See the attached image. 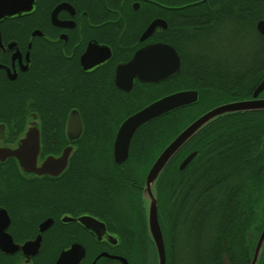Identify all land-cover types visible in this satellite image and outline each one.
<instances>
[{"label": "flooded vegetation", "instance_id": "flooded-vegetation-1", "mask_svg": "<svg viewBox=\"0 0 264 264\" xmlns=\"http://www.w3.org/2000/svg\"><path fill=\"white\" fill-rule=\"evenodd\" d=\"M215 1V13L235 19L199 44L201 52L190 44V8L207 0H28L20 13L0 18V264H159L142 202L153 162L203 113L254 99L264 81L263 75L254 85L255 65L264 72L258 29L264 13L254 22L250 0L246 22L245 14L223 11L222 0ZM168 47L181 67L159 80V62L174 61ZM244 62L246 74L239 72ZM197 63H231L235 71L209 76ZM181 78L197 85L178 88ZM181 90L198 91L196 103L181 107H197L195 115L176 134L172 122L164 123L175 110L143 124L126 159L117 162L122 123ZM257 98L264 99V89ZM220 118L190 138L162 173L168 172L167 201L161 206L158 200L165 264L252 262L261 231L255 242L251 179L248 208L239 207V220L252 219L245 238L224 239L217 210L207 216L201 165L221 155L223 140L203 136ZM252 169L238 164L233 175L246 174L249 182ZM143 175V184L127 179Z\"/></svg>", "mask_w": 264, "mask_h": 264}, {"label": "trees", "instance_id": "trees-1", "mask_svg": "<svg viewBox=\"0 0 264 264\" xmlns=\"http://www.w3.org/2000/svg\"><path fill=\"white\" fill-rule=\"evenodd\" d=\"M249 2L250 0H222V9L223 11L237 10L239 15L245 14L243 19L248 22L246 12ZM206 3L207 5H201L200 3L192 4L190 8V44H195L194 46L198 51L201 50L199 44H208L206 39H209L210 34L215 35L220 25L223 27L224 25L230 26L235 19L231 14L225 15L221 13L219 15L217 12L215 13L214 11L217 7L215 0H207ZM259 3H262L263 6L264 0H255L256 7L252 16L254 22L261 18V15L264 13V9L262 6L258 5ZM203 10H207L208 12L203 13ZM240 17L241 16H239V18ZM185 65L186 64H184V67ZM261 66V64L255 65L254 85H257L264 75ZM194 67H197V70L200 69L206 72L209 76L219 75L218 73L231 75L235 71V66L231 63H224L221 65L217 63H209L206 65L197 63ZM258 68H260V70H258ZM239 72H243L244 74L248 73V65L246 62L239 65ZM196 80H188L185 82L181 78L177 80L178 82L176 81V86L179 85L178 88L186 87L189 84L196 86ZM184 113H188L186 108L176 109L171 116H168L170 119H164L166 120L164 121L165 126L170 122L174 123V133L176 134L180 128L185 125V123L180 125L178 124L179 121L176 122L179 117H182L181 114ZM190 119L191 118L187 121ZM215 123L211 131H208L207 134L203 136L207 138L221 137L223 140L221 155L216 156L213 154L214 156H212V158L203 161L205 163L203 167L201 165L200 177L204 180L208 188L206 191L207 216L217 210V217L222 220L220 234L224 239H233L235 236L239 239L245 238L244 236L250 230L251 224L249 222L253 219L254 241L256 242L264 223V214L260 213V208L264 207V205H260L262 203L261 201L264 199V111L256 112L251 115L222 116V118L218 119ZM236 138H241L245 141L240 143L241 141L236 140ZM247 142L252 143L249 144V149L246 148ZM226 146H228L227 149H225ZM238 146L243 148L242 152L237 150ZM197 161L194 160L192 164ZM151 163L150 161L149 164ZM248 163L252 164L253 168L252 175L249 176V182L246 174L244 176L233 175L236 166L238 168V164L245 165L246 167ZM182 174V171L177 172V175ZM144 178V175L143 177H127L128 181L135 182L136 184H143ZM250 179L254 190V215L252 219L251 216H246L250 217L249 221H247V219L246 221L239 220V207L245 212L248 208L249 192L246 190L247 184H250ZM239 180L241 183H238ZM167 185L168 172L165 171L159 178L157 184L158 200L161 206H164L167 201ZM241 186L242 189H238V187ZM217 194H219V198L215 200ZM215 201L220 202L221 207H214L213 203H215ZM219 209H221V212H219ZM260 264H264V253Z\"/></svg>", "mask_w": 264, "mask_h": 264}, {"label": "water", "instance_id": "water-1", "mask_svg": "<svg viewBox=\"0 0 264 264\" xmlns=\"http://www.w3.org/2000/svg\"><path fill=\"white\" fill-rule=\"evenodd\" d=\"M28 0H0V18L20 13L26 9L25 2ZM156 24V22L154 23ZM154 24L151 26L153 27ZM258 29L264 34V20L259 21ZM161 44V43H160ZM163 46L160 45V50ZM171 54L174 53L173 63L159 62V80L177 73L181 67V60L178 53L168 47ZM264 89V81L256 88L251 100L235 101L216 106L209 111L203 113L195 119L190 125L183 129L159 154L153 162L146 176L142 189V202L144 204L145 216L148 225V232L153 241L156 243L159 255V264H165V247L163 234L158 217V194L157 184L164 169L168 165L171 158L177 151L183 147L190 138H192L201 128L208 125L213 120L227 114H233L243 111L264 110V99H258V95ZM198 101L197 90H181L166 95L152 104L146 106L141 111L128 117L121 125L116 141H115V157L117 162L124 161L128 156L130 141L134 132L143 124L155 118L161 117L170 111L194 104ZM194 153L189 155L180 165L184 168L193 158ZM264 253V226L261 230L256 243L254 255L251 264H260Z\"/></svg>", "mask_w": 264, "mask_h": 264}, {"label": "rangeland", "instance_id": "rangeland-1", "mask_svg": "<svg viewBox=\"0 0 264 264\" xmlns=\"http://www.w3.org/2000/svg\"><path fill=\"white\" fill-rule=\"evenodd\" d=\"M197 108V107H196ZM196 108H194V109H192V110H190V111H188V113H184V114H181V116L182 117H179V119L178 120H176V122L177 121H179V123L178 124H180V125H182L183 123H186L187 122V120L189 119V118H192L195 114H194V112L196 111L195 109ZM194 114V115H193ZM180 116V115H179ZM191 116V117H190ZM186 118V119H185ZM175 122V123H176ZM172 125L174 124V123H171ZM262 202V203H261ZM260 203V205H264V199L261 201ZM260 213H262V214H264V207H262V208H260ZM263 217H264V215H263ZM263 222H264V218H263Z\"/></svg>", "mask_w": 264, "mask_h": 264}]
</instances>
